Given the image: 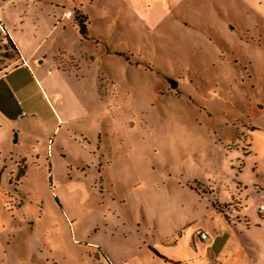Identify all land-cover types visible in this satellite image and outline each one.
Here are the masks:
<instances>
[{"label": "rangeland", "instance_id": "374dc122", "mask_svg": "<svg viewBox=\"0 0 264 264\" xmlns=\"http://www.w3.org/2000/svg\"><path fill=\"white\" fill-rule=\"evenodd\" d=\"M136 1L0 0L63 80L36 99L39 143L1 153L0 264H166L236 184L244 131L264 129V0ZM14 53L0 37V75Z\"/></svg>", "mask_w": 264, "mask_h": 264}, {"label": "crops", "instance_id": "0c3cea01", "mask_svg": "<svg viewBox=\"0 0 264 264\" xmlns=\"http://www.w3.org/2000/svg\"><path fill=\"white\" fill-rule=\"evenodd\" d=\"M129 1L134 9L137 1ZM145 1L148 9H151L153 3L165 8L168 5L167 0ZM76 6L77 11L86 16L82 5L76 3ZM134 14L145 21L151 18L146 10L145 12L134 10ZM67 18L63 14L57 21L58 25L61 26ZM87 19L89 20L88 17ZM63 28L66 30L67 25L65 24ZM6 31L19 59L12 68L0 75V161L2 151L9 150L13 145H20L22 141L29 145L39 143L35 127L38 123L44 124L45 118L37 112L36 99L38 96L43 100L49 99L50 96H59L63 81L60 73L54 77L50 72L42 71L44 67H55L48 52L39 56L35 52L33 56H28L18 43L15 37L17 34L13 36L9 30ZM63 91L68 90L65 88ZM25 108L31 111L30 114H25ZM259 109L264 111V104ZM13 133L17 135L16 143L12 141ZM243 134L247 148L236 177L238 180L227 198L217 197L220 204L227 205L225 212H219L212 201L209 212L198 220L200 224L198 231L206 233L208 238L203 240L193 234L191 241L186 244L185 252L181 255L166 256L169 260L165 262L166 264H264V210H261V206H264V129L247 128ZM17 158L27 161L23 155ZM250 159L254 160L249 164L252 176L244 179L247 168L245 160ZM4 160L7 162L8 158ZM189 225L187 224L186 228ZM181 238L180 235L170 245L177 248Z\"/></svg>", "mask_w": 264, "mask_h": 264}, {"label": "trees", "instance_id": "16d2710c", "mask_svg": "<svg viewBox=\"0 0 264 264\" xmlns=\"http://www.w3.org/2000/svg\"><path fill=\"white\" fill-rule=\"evenodd\" d=\"M87 20H88V19H87L86 16H84V15L81 14V13H78V15H77V17H76V21L78 22V24H79V26H80V32H81V35H82L83 37H86V35H87V26H86V22H87ZM0 37H1L2 39H4L5 42H7V43L10 44L12 50L15 52V53H14V58H12V59H13V61H14L15 63H17V61H18V59H19V55H18V53H17V51H16V48H15L14 44L12 43V41H11L9 38H8V39H5L1 33H0ZM20 175H24V171H21V172H20ZM0 179H1V174H0ZM213 206H214L219 212H221V213H224V212H225V209L227 208V205H222V204L219 203V201L217 200V197H216V198L214 199V201H213Z\"/></svg>", "mask_w": 264, "mask_h": 264}, {"label": "built area", "instance_id": "2783aa9c", "mask_svg": "<svg viewBox=\"0 0 264 264\" xmlns=\"http://www.w3.org/2000/svg\"><path fill=\"white\" fill-rule=\"evenodd\" d=\"M66 16H67L68 18L73 17V15H72L71 12H68V13L66 14ZM0 33L3 35V37H4L5 39H8V38H9L8 33H7V31H6V28H5L4 24H3V22L1 21V19H0ZM261 210H264V206H261ZM196 235L199 236V237H200L201 239H203V240H205V239L208 238L207 234H206V233H203V232H201V231H197Z\"/></svg>", "mask_w": 264, "mask_h": 264}, {"label": "water", "instance_id": "95a60500", "mask_svg": "<svg viewBox=\"0 0 264 264\" xmlns=\"http://www.w3.org/2000/svg\"><path fill=\"white\" fill-rule=\"evenodd\" d=\"M168 82L170 83L172 89H176L177 88L178 83L176 81L169 79ZM16 142H17V135L15 134L14 143H16Z\"/></svg>", "mask_w": 264, "mask_h": 264}]
</instances>
